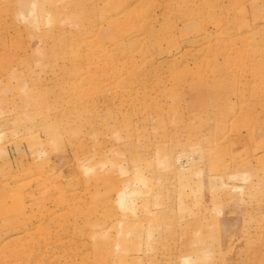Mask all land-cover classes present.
Listing matches in <instances>:
<instances>
[{
	"label": "rangeland",
	"instance_id": "374dc122",
	"mask_svg": "<svg viewBox=\"0 0 264 264\" xmlns=\"http://www.w3.org/2000/svg\"><path fill=\"white\" fill-rule=\"evenodd\" d=\"M0 264H264V0H0Z\"/></svg>",
	"mask_w": 264,
	"mask_h": 264
}]
</instances>
